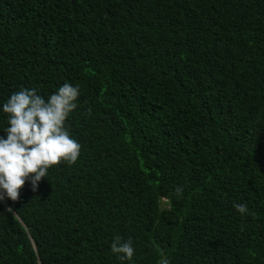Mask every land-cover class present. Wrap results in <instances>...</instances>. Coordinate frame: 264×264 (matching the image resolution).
<instances>
[{
    "label": "trees",
    "instance_id": "1",
    "mask_svg": "<svg viewBox=\"0 0 264 264\" xmlns=\"http://www.w3.org/2000/svg\"><path fill=\"white\" fill-rule=\"evenodd\" d=\"M65 82L80 155L0 200V264H264V0H0V136Z\"/></svg>",
    "mask_w": 264,
    "mask_h": 264
},
{
    "label": "clouds",
    "instance_id": "2",
    "mask_svg": "<svg viewBox=\"0 0 264 264\" xmlns=\"http://www.w3.org/2000/svg\"><path fill=\"white\" fill-rule=\"evenodd\" d=\"M79 96L80 86L65 82L47 98L36 88H21L3 104L9 126L3 130L5 136H0V200L17 201L26 179L36 192L51 166L77 161L82 146L71 137L66 121L78 107ZM175 192L179 198L183 187L178 186ZM233 207L242 215L249 211L243 203ZM110 249L120 261L132 260L135 253L131 238L125 241L119 235ZM157 264L170 261L162 255Z\"/></svg>",
    "mask_w": 264,
    "mask_h": 264
}]
</instances>
